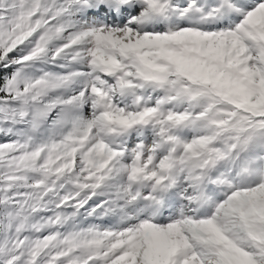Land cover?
Instances as JSON below:
<instances>
[{
	"label": "snow or ice",
	"instance_id": "6c2138e0",
	"mask_svg": "<svg viewBox=\"0 0 264 264\" xmlns=\"http://www.w3.org/2000/svg\"><path fill=\"white\" fill-rule=\"evenodd\" d=\"M0 264H264V0H0Z\"/></svg>",
	"mask_w": 264,
	"mask_h": 264
}]
</instances>
